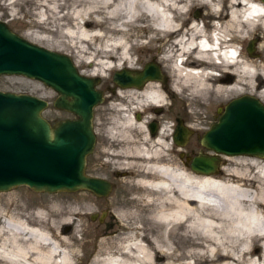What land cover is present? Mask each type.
<instances>
[{"label":"bare ground","instance_id":"obj_1","mask_svg":"<svg viewBox=\"0 0 264 264\" xmlns=\"http://www.w3.org/2000/svg\"><path fill=\"white\" fill-rule=\"evenodd\" d=\"M24 1L43 14L31 23L34 34L26 32V38L51 45L54 36L90 74L136 67L131 49L144 46L154 49L152 57L174 77L170 87L150 79L141 87H115L107 96L113 113L107 130L113 144L104 151L107 164L129 174L121 183L129 189L120 188L124 194L129 191L127 199L114 207L127 233L101 241L88 264H264V158H250L242 167L221 166L218 173L194 172L164 157L168 132L163 129L168 124H159L151 135L145 115L135 118L165 104L169 91L184 93L192 106L208 107L241 92L264 101V88L258 91L264 86V0ZM16 2L0 0L1 14L14 18L16 10L9 8ZM195 8L197 14L191 15ZM211 18L219 27L206 34ZM250 36L258 41L259 55L240 52L234 60L232 49H225L230 38L241 44ZM219 47L225 61H232L230 73L210 74L196 57L176 62L190 52L217 58ZM16 200L0 205V264L77 262L83 249L61 227L72 215L80 218L93 199L85 195L69 207L55 200L37 204L36 210H27L31 202ZM9 204L15 211L7 212Z\"/></svg>","mask_w":264,"mask_h":264},{"label":"water","instance_id":"obj_2","mask_svg":"<svg viewBox=\"0 0 264 264\" xmlns=\"http://www.w3.org/2000/svg\"><path fill=\"white\" fill-rule=\"evenodd\" d=\"M252 43L251 39L246 45L248 53ZM0 74L22 75L50 87L55 91L52 107L70 114L50 122L42 114L48 104L46 99L0 89V191L26 185L34 191L87 189L106 195L110 182L84 170L86 156L95 142L93 107L103 98V90L96 86L99 76L80 73L66 53L24 38L1 19ZM150 79L165 80L152 60L144 62L141 69L114 70L113 86L107 89L141 87ZM216 111V120L198 137L199 143L212 152L199 150L193 154L189 162L192 171L216 172L222 154L264 157L263 102L243 93L228 99ZM147 127L154 134V121ZM190 132L177 118L171 139L182 146Z\"/></svg>","mask_w":264,"mask_h":264},{"label":"rangeland","instance_id":"obj_3","mask_svg":"<svg viewBox=\"0 0 264 264\" xmlns=\"http://www.w3.org/2000/svg\"><path fill=\"white\" fill-rule=\"evenodd\" d=\"M23 1L24 0H17V2L11 6L12 8H9L10 11L16 10L14 18H11V16L9 15H2L1 14L2 11L0 10V19L3 20L13 31L26 38L27 37L25 35L26 32L33 33V29L35 28V26H32V24L35 22L34 20L41 18L43 14L41 13L42 10L40 11L41 8H33L32 4ZM13 7H15L16 9ZM205 10L206 9L204 7L201 8V11H205ZM32 12L37 13V15L32 14ZM190 14L191 15L197 14L196 8L191 9ZM55 39L56 38L52 36L51 40H49L52 41V43L50 42L51 45H47L39 41H36V43L43 46L45 45V47L48 46L52 49H57L59 51L61 50L63 52L68 53L67 55L72 59L78 71L80 73L89 75L90 74L89 68L87 69L86 66L83 67L82 64L79 63L78 61L79 58L75 54L62 48L60 45L58 46ZM251 39L253 40L252 43L253 47L251 53H248L246 51V45L248 41ZM158 44H159L158 42L155 43V45ZM257 44H258L257 39L255 37L250 36L243 43H241L242 53L244 55H250V54L254 56L259 55V52L255 50ZM153 50L150 48H146L144 46L141 47L133 46L131 49V58L133 61L136 62L134 64L136 67L134 68L141 69L144 62L150 60L154 61L160 67L161 73L166 77L165 84H167L170 87L171 81L173 80L174 77L172 75H169L165 71L164 65L161 61L157 60L156 58L155 60L152 57ZM75 63L76 64L78 63V65H76ZM114 70H116V68L110 69L109 71L106 70L105 73L102 74L101 76H99L98 74H94L96 76H99V81L96 86L102 89L103 92L106 94L110 92V90L107 88L113 86V83L111 81V76ZM83 71H85V73ZM263 88L264 86H261L260 88H258V91ZM0 89L28 92L46 99L48 101V104L47 107L42 111V114L50 122H53L57 118L70 115L66 111L58 110L52 107L51 100L55 96V91L35 79L27 78L22 75L0 74ZM242 93L245 92H241L239 94ZM183 94H179L176 96L174 93L169 91L168 95H166L165 98V102H164L165 104L161 106L160 105L153 106L145 114H140V116L138 117H136L135 114V118L137 120H140V118L142 119L143 117L142 115H145L144 126L148 130L146 124L148 121H150V118L158 119V121L161 122L160 125L163 123L165 125L171 122H175V117H178L182 120V123L185 126L189 125L188 127H192L193 129L195 126V128L198 129L196 131L198 132L197 136L193 135L192 137H190L189 142L190 141L194 142L196 147L197 146L202 147L197 141V137L200 134L201 129L203 127L206 128L210 122L216 119L218 114L216 108L218 106H221L229 98L237 96L239 94H235L229 97L228 99L220 102L215 101L212 104H210L208 107H204L200 105H194V106L190 105L189 101L185 97H183L184 96ZM108 101L105 100L102 103V105L99 107L101 111L100 116L102 115V117L101 118L97 117L96 113H94V120H93L94 130L97 139L102 140L103 143L100 144L97 142L95 144L92 153L87 155L86 157V163L84 168L87 174L102 177L103 179L110 182L111 187L106 195H96L87 189H77L74 191L62 190L55 192L34 191L26 185H17V186H13L8 190L0 191V205L4 200L17 199L16 201H20V203L23 202L22 204L25 203L29 204L30 202L33 204V206H27V210L39 209V207L36 206L37 204L50 205L55 200H57L62 207H69L75 205L76 202H79V199L82 196L89 195L93 199L91 208L85 211V213H83V215H81L80 218L79 216L72 215L73 220L64 223L63 226L61 227L62 232L65 231L64 235L66 236L71 235L76 240L75 242L79 244L83 249V251L78 250L79 259L77 262H74L73 264H88V261L92 257L94 250L99 246L101 241L110 242L114 238L116 239V237L124 236L127 233V229L119 223L120 219L116 217L117 215H115L114 207L119 205V202H121L122 200L127 199L126 194L129 191H125L126 193L124 194L121 192L120 188H122L123 190L129 189L127 186H125V188L121 187L122 181L127 180L129 178V174L121 169H113L109 164L106 163V161L109 160V158L106 155L105 151L111 147V144H113L112 139L108 136L110 121L113 118L112 109L110 108V103ZM262 102L264 103V101ZM95 109L97 110V107ZM99 119L101 120L100 123L98 122ZM167 127H168L167 129L166 128L163 129V131L168 132V136L165 139L167 144V149L165 150L166 155L164 157L166 158L167 161L170 162V159L176 160V158H178L176 155L177 150L179 149L186 150L189 145L187 146V144L185 143L184 146L181 147L175 146L171 140V132H170L171 128L169 129V127L171 126L169 125ZM135 131L139 132L138 129H133V132ZM147 132H149V130ZM208 151L210 152V150ZM250 158L259 159V157L257 156H249L247 154H234L228 156L222 154L221 164L219 165V168L215 173H218L220 171L221 166L242 167L243 165L251 162ZM6 206H7L6 209L7 212L15 211V209L12 207L11 204ZM102 211H104V213L102 218L99 220L98 217ZM92 214H94L93 218L91 217ZM4 217L6 216H2V219H4L5 222L7 223L8 219L7 217L6 218ZM259 249L260 247H258V250Z\"/></svg>","mask_w":264,"mask_h":264},{"label":"flooded vegetation","instance_id":"obj_4","mask_svg":"<svg viewBox=\"0 0 264 264\" xmlns=\"http://www.w3.org/2000/svg\"><path fill=\"white\" fill-rule=\"evenodd\" d=\"M162 82H166V77H165V80L164 81H162ZM111 92L112 91H110L108 94H106V93H102V95H103V98H102V100H101V102L99 103V104H97V105H95L94 106V108H93V117H92V120H94V113H96V115H97V117H102V115L100 116V114H101V111H100V106L102 105V103L106 100V101H108V98H107V96L109 95V94H111ZM97 107V110L95 109ZM96 111V112H95ZM178 117H175V122H171V123H169L168 124V126L170 125L171 127H169V129L171 128V130H170V132H171V134H172V132H173V130H174V127H175V124H176V119H177ZM151 121H154V124H155V131H154V134L156 133V131L158 130V127H159V124L161 123L160 121H158V119H150V121H148L147 122V124L149 123V122H151ZM182 121V120H181ZM99 123L101 122V120L99 119V121H98ZM146 124V125H147ZM189 126V125H188ZM190 128V134L188 135V137H187V139H186V141H185V143L187 144V146H188V148L186 149V150H184V149H179V150H177L176 151V155H177V157L178 158H176V160L177 161H179L180 163H183V164H185L186 166H189V162H190V158H191V156L194 154V152L196 153L197 151H199V150H201V151H203V152H207V153H209V151H208V149H206V148H203V147H199V146H197L196 147V145H195V143L194 142H192V141H190L189 142V138L190 137H192L193 135L195 136H197V134H198V132H196L198 129H196L195 127H194V129L192 128V127H189ZM93 129H94V125H93ZM205 129V127H203L202 129H201V132L203 131ZM94 132H95V130H94ZM201 132H200V134H201ZM151 134V133H150ZM154 134H151V135H154ZM199 134V135H200ZM198 135V136H199ZM197 141H198V137H197ZM100 143V144H102L103 143V141L102 140H98L97 139V136H96V134H95V143H94V146H95V144L96 143ZM184 143V144H185ZM198 143H199V141H198ZM200 144V143H199ZM175 145V144H174ZM201 145V144H200ZM94 146H93V148H94ZM176 146V145H175ZM184 146V145H183ZM195 150V151H194ZM92 151H93V149H92ZM92 153V152H91ZM91 153H89V154H91ZM88 154V155H89Z\"/></svg>","mask_w":264,"mask_h":264}]
</instances>
